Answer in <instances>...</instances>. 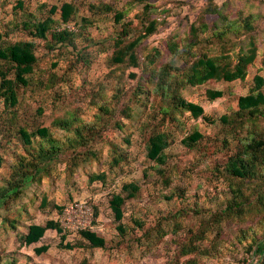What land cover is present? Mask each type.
<instances>
[{"label": "rangeland", "instance_id": "rangeland-1", "mask_svg": "<svg viewBox=\"0 0 264 264\" xmlns=\"http://www.w3.org/2000/svg\"><path fill=\"white\" fill-rule=\"evenodd\" d=\"M15 1L0 0V30L4 22L12 18ZM25 1L37 16H41V4L61 7L64 2L76 3L79 7L76 20L81 26L82 17L92 20V25L85 28L90 36L76 40L75 47L60 48L52 41L35 39L38 62L29 76V85L18 89V120L13 119L11 123L5 120L6 109L0 103V131L49 127L65 136V129L53 127L55 121L61 120L73 130L85 126V133L92 130L91 134H102L109 139L94 145L97 136L91 137L89 145H94L98 159L81 165L73 176L66 170L68 157H62L52 164L50 176L27 183L19 201L0 208V264H8L9 258H15L17 264L264 262V251L254 253L256 243L264 241V202L260 203L257 198L264 197V160L262 150L256 153L258 161H252L251 151L246 152L247 144L264 140V108L250 116L249 112L240 113L237 107V98L250 93L256 68H250L246 82L211 81L192 87L185 81L190 66L202 53L216 56L231 51L234 46L220 43L231 41L232 34L225 41H217L211 35L213 29H199L195 36L190 33L192 23H198L200 11L211 5L210 0H151L155 7L146 16L157 21L156 31L134 49L136 61L128 55L120 63L113 61L117 52L114 42L119 34L127 33L130 38H136L142 33L146 17H142L140 4L126 14L125 21L129 23L123 31V22L115 21V13H94L88 11V6L108 3L116 10H129L133 8L127 6L131 0ZM212 2L219 7L225 5L230 18H237L242 8L257 10L260 16L255 24L256 35L262 38V0ZM56 18L59 19V15ZM215 19L213 15L205 17L207 23ZM71 27L75 30L73 24ZM24 37L15 33L7 40ZM130 41L127 39L128 43ZM168 43L176 46L174 51ZM156 49L159 54H155ZM151 60L155 62L150 63ZM162 70L164 77L160 80ZM177 79L182 84V97L200 104L204 117L197 119L185 111L173 112L170 89H159L157 84L168 87ZM139 86H144L140 98ZM218 87L224 90V96L210 101L208 91ZM223 117L226 122L221 120ZM195 131L202 139L192 145L184 144ZM161 132L167 133L171 141L165 150L164 164L151 161L147 156L149 138ZM15 144L12 138H4L0 133V188L7 186L6 180L13 171L11 165L20 151ZM115 147L124 158L112 173L110 163L117 155ZM238 155L252 164V173L243 179L234 177L229 168L230 160ZM104 171L110 173L111 182L107 186L91 181V175ZM131 181L139 182L141 190L124 206L123 223L128 233L122 235L116 229L108 200L110 193L119 192L124 182ZM44 194L50 199L46 206L41 203ZM238 195L250 202L248 209L228 218L219 216ZM79 200L99 207L96 228L110 242L107 249H61L58 247L60 239L53 231H47L38 245L27 247L24 244L22 238L30 224L59 221L54 205L66 206ZM135 219L139 220V227ZM12 220H15V228L10 223ZM41 245H48L50 249L36 255L34 247Z\"/></svg>", "mask_w": 264, "mask_h": 264}, {"label": "trees", "instance_id": "trees-1", "mask_svg": "<svg viewBox=\"0 0 264 264\" xmlns=\"http://www.w3.org/2000/svg\"><path fill=\"white\" fill-rule=\"evenodd\" d=\"M263 1V0H262ZM264 2V1H263ZM211 5L208 8H203L200 11L198 23H192L190 27V33L192 35H198V30L209 31L211 29L212 36L219 41H225L231 34V41H225L220 43H232L233 48L236 49L230 54V52H223L219 55L213 56L208 53H202L192 63L189 68V73L186 74V84L192 87H199L207 84L208 82H233L240 80L242 82L248 81L249 70L251 67L256 68V74L252 79V87L250 93L242 95L237 98V107L240 113L249 112L250 116L261 112V108H264V35L262 38H258L256 35L257 18L260 16L256 13L257 10H242L237 12V18H230L227 14V9L223 6H217L210 0ZM142 6V17L146 19L143 21V31L136 38H130L127 33L119 34L114 44L117 47V52L113 57L115 63L123 62L126 56L136 61L134 49L145 38L152 35L157 28V21L147 17L154 5L151 0H131L127 6L133 8L129 10H116L117 8L112 4L100 3L90 4L88 11H93L99 14L115 13V21L118 23L123 22L122 30L128 27V21H125L126 14L131 12L136 6ZM264 5V4H263ZM41 16H37V13L31 11L26 6L25 0H16L13 7L12 18L4 22L3 29L0 30V103H3L6 109L5 120L13 119L18 120L17 107L19 106L18 89L20 86L29 85V76L33 74L34 68L38 62L36 55V41L35 39L52 41L54 46L60 47H75V42L79 38L82 39L85 36L89 37L90 34L86 31V26L92 25V20L89 17H82L81 24L76 20L79 13V7L73 2H64L61 7L58 5H51L44 3L40 6ZM148 14V15H147ZM59 15V19L56 18ZM147 15V16H146ZM207 15L216 16V19L207 23L205 17ZM14 16V17H13ZM124 20V21H123ZM74 25L75 30L70 29L69 26ZM82 27V28H79ZM21 34L24 38L9 41L7 40L10 35ZM127 39H131L128 43ZM169 47L173 48L175 45L168 43ZM155 54H159V50H155ZM155 60H151L150 63H154ZM165 70V69H164ZM164 70L160 73V80L164 77ZM175 80L168 87L165 85L157 84L159 89H170L169 98L172 100L173 112L178 110L190 113L194 118L204 117V108L197 103L186 101L181 95L182 84ZM144 91V86H139L137 92L139 98ZM208 98L210 101H214L224 96V90L222 88H215L209 90ZM41 112V110H40ZM173 115V113H172ZM226 122V118L221 119ZM53 127H60L66 130V135H58L51 131L49 127H38L34 130L25 129L24 127H18L16 132H4V138H12L16 146L20 148V151L16 153L15 161L11 165L13 170L10 178L7 179V183L4 188H0V208L9 204L10 202H17L21 199V195L24 193V188L27 183H33L35 181H41L44 175H51L53 173L52 164H55L62 157H68L66 161V170L73 176L77 169L93 159H98V153L94 148V145L98 142L102 143L109 139V136L102 134L85 133V126H79L73 130L66 122L57 120L53 123ZM74 131V132H72ZM12 135V137H11ZM92 136L95 138V144L89 145ZM202 135L195 131L188 136L184 144H195L202 139ZM93 138V139H94ZM128 143V141H127ZM170 139L167 133L161 132L152 135L148 140L147 156L151 161H155L159 164H164L165 150L170 146ZM69 144V145H67ZM247 149L253 154L252 161H258L259 156L256 154L262 150V159L264 160V140H259L253 144H247ZM22 150V153H20ZM113 161L110 163L112 173L116 171L117 165L121 163V159L124 158L120 150L114 148ZM119 152V153H118ZM69 154V155H68ZM2 159L0 158V166ZM264 164V163H263ZM121 165H118L120 167ZM229 168L234 177L241 179L246 178L251 174L252 164L247 162L242 155H238L232 158L229 162ZM110 173L101 172L90 176L91 181L101 183L103 186H107L110 182ZM141 187L139 182L131 181L124 182L121 185L118 193H111L109 196V206L114 213L116 222L119 223L117 231L126 235L128 233L123 220L125 218L124 206L128 201L135 199ZM260 203L264 202V197L257 196ZM50 202L49 196L45 194L42 198V205L46 206ZM249 201H244L241 195H238L233 203L227 205L219 216L224 218L230 217L232 214H241L246 211ZM250 203V202H249ZM95 212V218L93 228L79 232L77 235L81 236L90 243L91 248H105L106 240L97 235L93 229L100 214L99 207L92 203ZM23 207V206H22ZM21 207V208H22ZM65 206H56L61 214ZM20 208V207H19ZM9 221V219H7ZM11 225L15 228V220H12ZM134 223L139 227V220L135 219ZM56 230L60 236L59 247L67 250H74L80 248V243H73L74 240H68L67 233L64 232L59 221L49 220L43 225L32 224L28 227L27 233L23 236V242L26 246H31L41 240L47 230ZM135 230V229H133ZM257 247L254 253L257 251H264V241L256 243ZM254 249V248H253ZM252 249V250H253ZM48 250V247L39 249L38 254H42ZM251 250V251H252ZM8 264H17L15 258H9ZM24 264V263H21ZM264 264V262L260 263Z\"/></svg>", "mask_w": 264, "mask_h": 264}, {"label": "built area", "instance_id": "built-area-1", "mask_svg": "<svg viewBox=\"0 0 264 264\" xmlns=\"http://www.w3.org/2000/svg\"><path fill=\"white\" fill-rule=\"evenodd\" d=\"M69 27L72 29L71 26ZM94 218L93 205L88 201L79 200L64 207L59 215V222L65 233L76 235L81 231L93 228Z\"/></svg>", "mask_w": 264, "mask_h": 264}, {"label": "crops", "instance_id": "crops-1", "mask_svg": "<svg viewBox=\"0 0 264 264\" xmlns=\"http://www.w3.org/2000/svg\"><path fill=\"white\" fill-rule=\"evenodd\" d=\"M113 193H118V192H113ZM111 194V193H110ZM45 195V194H44ZM43 195V196H44ZM43 196L41 197V203H42V198H43ZM110 207V206H109ZM56 211H57V213H58V215H60L59 214V212H58V210L56 209V208H54ZM100 211V210H99ZM112 211V210H111ZM114 214V213H113ZM99 216H100V214H99ZM98 216V217H99ZM98 220V219H97ZM116 221V220H115ZM117 223V226H116V229H117V227L119 226V223L118 222H116ZM30 225H32V224H30ZM29 225V226H30ZM37 225H43V224H37ZM96 225L97 224H95V226H94V229H93V231L97 234V235H99V236H101V237H103L105 240H106V247L105 248H92V249H107L108 248V246H110V242L107 240V238L106 237H104L103 235H101L100 233H99V231L97 230V228H96ZM28 226V227H29ZM118 230V229H117ZM27 231H28V228H27ZM47 231H53V232H56L57 233V231L56 230H51V229H49V230H47ZM46 231V232H47ZM46 232H45V234H44V236L46 235ZM57 235H58V237H59V239H60V236H59V234L57 233ZM44 236L41 238V240L44 238ZM71 236H75L74 238H70ZM76 238V239H75ZM76 240L75 241V243L77 242V243H80V245H81V247L80 248H77V249H84V248H91V246H90V243L87 241V240H85L84 238H81V236H78L77 234L76 235H68V240ZM41 240L39 241V242H37V243H35V244H33V245H31V246H27V247H32V246H34V245H38L39 243H41ZM59 243H60V241H59ZM59 243H58V247H59ZM43 247H48V250L50 249V246H48V245H41V246H35L34 247V252H35V254L36 255H39L38 254V250L39 249H41V248H43ZM60 248V247H59ZM62 249V248H61ZM47 250V251H48ZM65 250H67V249H65ZM75 250V249H74ZM46 251V252H47ZM69 251H73V250H69ZM46 252H44V253H46ZM44 253H42V254H44ZM42 254H40V255H42Z\"/></svg>", "mask_w": 264, "mask_h": 264}]
</instances>
